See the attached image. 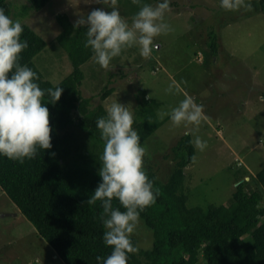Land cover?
<instances>
[{
  "label": "rangeland",
  "instance_id": "obj_1",
  "mask_svg": "<svg viewBox=\"0 0 264 264\" xmlns=\"http://www.w3.org/2000/svg\"><path fill=\"white\" fill-rule=\"evenodd\" d=\"M10 1L11 18L31 26L47 41V47L34 62L54 84L72 71L67 51L56 40L61 32L57 15L65 13L75 23L93 9L111 10L94 0H50L41 11L33 9L28 0ZM171 2L175 4L170 5L164 17L171 31L154 39L157 48L152 57L143 58L134 46L123 50L108 69L92 58L83 65L85 80L81 92L83 97H92L89 107L95 108L101 103L99 94L104 88L115 87L116 92L103 104L108 107L121 102L134 118L139 89H145L147 97L157 102V114L170 112L184 94L193 97L203 106L198 130L193 131L191 125L174 127L165 116L160 119L163 125L142 146L151 159L162 160L165 154L173 157L171 149L181 137L191 133L194 140L199 136L207 146L203 151L196 149L194 160L185 168L187 203L190 207L229 205L243 177L250 180L264 168V12L257 10V0H250L251 10L239 11L224 10L220 0ZM143 3L155 6L157 0H141V4L118 0L117 6L122 18L131 24ZM211 31L220 38L217 51L209 42ZM170 84L178 86L179 93L170 94ZM76 117L80 118V113ZM78 121L71 128L72 156L84 151L83 146L90 140ZM161 173L165 179V168ZM132 237L138 238L140 248L154 244V235L141 220ZM0 264H65L1 185Z\"/></svg>",
  "mask_w": 264,
  "mask_h": 264
},
{
  "label": "trees",
  "instance_id": "obj_2",
  "mask_svg": "<svg viewBox=\"0 0 264 264\" xmlns=\"http://www.w3.org/2000/svg\"><path fill=\"white\" fill-rule=\"evenodd\" d=\"M28 1L33 9L41 11L50 0ZM257 1V10L264 12V0ZM10 2L0 0V8L11 17ZM57 18L61 32L56 40L72 63V71L60 83L46 79L34 62L47 47V41L27 24H23L21 37L29 43L21 53V63L38 73L39 86L64 89L55 105L47 103L53 147L38 150L35 159L23 163L0 156V185L65 264H97L96 256L107 257L111 249L103 243L100 202L89 205L86 201L101 181L98 170L103 141L96 120L107 115L103 102L117 88L106 86L99 94L101 103L89 107L92 97H83L81 92L85 80L83 65L93 58L91 49L84 47L86 29H74L65 13H59ZM209 42L213 51L219 49L217 32H210ZM147 95L145 89L136 91L134 127L141 144L164 123L158 118L157 102ZM78 113L80 118L76 117ZM77 119L90 140L83 146L84 151L72 156L71 128ZM191 141L190 134L181 137L171 149L173 157L163 155L162 160L167 161L164 164L144 154V171L154 190H159L155 204L141 213L143 226L154 235V244L140 248L138 238L131 237L139 251L130 254L128 264H264V207L257 208L258 203L264 204V168L250 180L243 177L231 204L190 207L185 168L196 154ZM156 165L160 168L155 169ZM164 168L165 179L160 176ZM113 206L120 207L119 202L114 200Z\"/></svg>",
  "mask_w": 264,
  "mask_h": 264
},
{
  "label": "clouds",
  "instance_id": "obj_3",
  "mask_svg": "<svg viewBox=\"0 0 264 264\" xmlns=\"http://www.w3.org/2000/svg\"><path fill=\"white\" fill-rule=\"evenodd\" d=\"M94 2L111 10L93 9L80 16L73 27L86 29L84 47L91 49L95 62L104 69L123 50L134 46L143 58H151L157 48L154 39L171 31L164 19L170 0H157L155 6L143 3L131 24L122 18L118 0ZM132 3L141 4V0ZM220 7L226 11L251 10L252 4L250 0H220ZM23 31L21 21H14L0 8V156L20 163L35 159L38 150L53 147L47 103L55 105L64 91L61 86L42 89L38 73L21 63V53L29 47L28 41L21 38ZM167 91L177 94L180 90L170 84ZM105 111L107 115L96 120L103 141L98 170L101 181L86 203L100 202L103 243L111 249L107 257L96 256L97 264H128L130 254L139 251L131 237L140 224L141 213L155 204L159 190H154L144 171L145 148L134 127L133 113L121 102L111 103ZM157 115L159 119L169 117L174 127L194 126V131L203 120V106L184 94L178 106ZM191 142L200 151L207 146L199 136ZM114 200L120 207L113 206ZM261 207L264 204L258 203L257 208Z\"/></svg>",
  "mask_w": 264,
  "mask_h": 264
},
{
  "label": "water",
  "instance_id": "obj_4",
  "mask_svg": "<svg viewBox=\"0 0 264 264\" xmlns=\"http://www.w3.org/2000/svg\"><path fill=\"white\" fill-rule=\"evenodd\" d=\"M247 179H249V178H247Z\"/></svg>",
  "mask_w": 264,
  "mask_h": 264
}]
</instances>
